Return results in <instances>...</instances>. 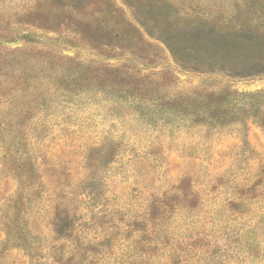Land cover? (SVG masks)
<instances>
[{"label": "rangeland", "instance_id": "374dc122", "mask_svg": "<svg viewBox=\"0 0 264 264\" xmlns=\"http://www.w3.org/2000/svg\"><path fill=\"white\" fill-rule=\"evenodd\" d=\"M223 89L264 0H0V264H264V98L210 127Z\"/></svg>", "mask_w": 264, "mask_h": 264}, {"label": "trees", "instance_id": "16d2710c", "mask_svg": "<svg viewBox=\"0 0 264 264\" xmlns=\"http://www.w3.org/2000/svg\"><path fill=\"white\" fill-rule=\"evenodd\" d=\"M258 69L253 67L246 68L242 71L243 78L251 77L260 74ZM252 98L254 102H248L247 98ZM264 98V90L256 92L255 94L240 93L238 91H232L230 89H223L219 92L217 105L211 109L205 110V116L210 125L225 126L229 121H232L236 116L240 114H249L252 118H257L261 112L260 101ZM241 104V109H236L235 102ZM243 103V104H242Z\"/></svg>", "mask_w": 264, "mask_h": 264}]
</instances>
